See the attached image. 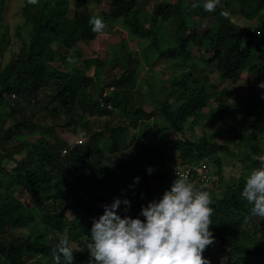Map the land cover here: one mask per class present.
I'll use <instances>...</instances> for the list:
<instances>
[{"label":"trees","instance_id":"trees-1","mask_svg":"<svg viewBox=\"0 0 264 264\" xmlns=\"http://www.w3.org/2000/svg\"><path fill=\"white\" fill-rule=\"evenodd\" d=\"M10 1L0 0V28L8 18ZM91 1L106 7V11L100 13L104 21L106 18L108 22L122 21L133 38H149L159 51L155 60L167 59L181 66L195 48L208 45L213 56L207 63L215 64L222 81L237 83L253 61H257V75L264 79V0H228L235 3L237 14L250 21L258 20L257 31L236 28L234 11L226 0H220V5L211 13L203 10V0H186L185 5L182 0L174 5L159 4L155 19L169 22L175 18L177 21L173 42H168L170 46L165 49L160 47L156 31L147 29L138 16L140 0ZM89 2L38 0L36 5H31L28 0H23L21 16L31 26L30 40H23L20 50L13 52L12 59L0 70V189L5 190L0 193V259L3 264H25L28 258L37 256H45L53 263L51 253L58 243L57 233H63L65 229L70 246L75 249L74 264H87L89 253L86 245L92 219L103 215L102 205L112 203L116 197L127 198L131 208L125 212L122 205L118 214L143 220L141 206L158 200L157 193L169 190L176 178L166 164L160 165L155 160L158 150L148 135L137 140L134 152L120 153L119 157L113 155L119 145L128 147L133 144L134 139L128 141L130 128H136L139 121L151 118V114L135 104L129 107L130 97L126 90L114 88L110 95L103 97L105 90L112 88L103 80L106 66L103 61L88 59L82 61V69H78L76 63L82 60L83 55L80 45L95 41L101 34L94 33L88 23L92 16ZM193 4L198 6L193 9ZM222 11L228 15L222 16ZM198 16L215 17L218 29L199 36L196 30L187 26L186 21ZM9 40L7 31L0 30V52L7 48ZM130 42L126 39L120 43L117 54L120 58L115 59L130 57L127 55ZM69 57L73 58V63L68 62ZM93 68L94 75L90 77L88 73ZM50 83L54 84L57 97L54 103H45V108L49 110L52 104L63 107L68 118L67 127L87 126V122H82V116L95 112L102 114L103 102L124 114L128 113L127 126L110 131L108 139L103 133H86L85 142L72 145L57 136L55 126L38 131L35 115L27 114L12 102L17 98L16 93L27 96L29 100L36 98ZM228 98V88L215 91L210 96L207 85H203L177 108L167 102L162 103L164 119L179 136L176 146L183 163L208 159L211 164L212 161L219 164L220 151L233 155L228 146L212 142L206 134L194 141L185 135V125L191 118L190 129L195 135L194 128L199 123L195 113L202 111L212 99L216 106L211 111L230 132H235L232 130L234 127L243 126L239 122L244 123V118L237 122V111L227 102ZM11 104L15 105L13 110ZM9 119L13 124L7 127ZM228 120L233 123H228ZM46 136H50L53 142ZM252 140L254 138L250 136L249 141ZM64 150L67 151L65 155ZM252 154L255 151L247 152L250 160ZM11 163L14 166L9 168ZM255 164L252 162L249 167H258ZM148 167L154 169L151 175L147 173ZM136 177L140 178L138 184H134ZM8 180L14 188H24L33 196L34 210L14 196L8 189ZM192 182L194 187L203 186L206 190L205 185ZM244 184L245 179L211 204L214 212L210 231L215 243L203 253L210 264H220L221 258L225 259V264H240L245 257L252 256L264 262V244L255 241L258 244L247 245L253 235H261L259 238L264 239V221L246 219L249 217V205L240 198ZM86 185L84 196L80 188ZM24 229L27 230L26 236L17 235L16 232Z\"/></svg>","mask_w":264,"mask_h":264},{"label":"rangeland","instance_id":"rangeland-1","mask_svg":"<svg viewBox=\"0 0 264 264\" xmlns=\"http://www.w3.org/2000/svg\"><path fill=\"white\" fill-rule=\"evenodd\" d=\"M179 1L181 0H140L137 7V14L141 17V21L147 29L155 30L158 37H160V47L162 49L170 46L168 42H173L177 21L175 18L169 22L155 19V10L159 4L174 5ZM185 1L182 0L183 5H185ZM89 3L95 5L94 9H90L92 15L100 16V13L106 11V7L103 5H96L91 0ZM228 4L234 11L233 21L236 28L242 31H257L258 20L250 21L245 19L235 12L236 5L234 2L228 1ZM22 6L23 0H11L8 18L0 28L1 32L7 31L10 38L7 48L0 52V70L12 59L13 52L20 50L22 41L29 42L30 40L31 26L21 16ZM186 21L187 26L196 30L199 36L204 35L206 32H215L218 29L215 17L198 16L188 18ZM104 23L106 27L95 41L80 45L83 55L82 60L76 63L78 69H82L80 63L88 59L97 58L103 61L106 63L103 80L106 84L112 86L111 90L106 89L105 91H109L107 93L110 95L114 88L126 90L130 97L129 107L135 104L151 114V118L145 117L144 120L139 121L136 128H130L128 141L131 142L134 139L133 144L128 147H125L126 144L119 145V148L113 154L115 157H119L120 153L130 154L134 152L137 140L143 135H148L157 147L158 154L155 160L160 165L162 163L166 164V167L170 169L171 166L181 163L180 151L176 146L179 136L164 119L162 103L167 102L173 108H177L193 91L203 85H207V93L210 96L215 94V91L228 88L229 98L227 102L235 107L237 122L244 118V123L243 121L239 122L243 126L234 127L235 129L232 128V130H235V132H230L225 123L211 111L216 106L213 99L202 111L195 113L199 122L194 128L195 135L192 134L190 129V121L193 118L185 125V135L191 140L194 141L206 134L212 142L218 143L220 146L226 145L232 151L233 155L227 151H220L218 153V157L221 159L220 163L216 164L212 161L211 164L216 180L211 184L205 185V189L210 195L211 204L216 203L215 198L222 197L228 189L237 187L241 180L246 178L252 170L249 167L252 162H256L257 164L255 165H258V161L248 158L247 152H252V150L255 153L264 152V98H262L264 89L258 88V84L264 79L259 78L255 71L257 61L251 63L237 83L222 81L215 64L207 63L213 56L208 50V45L195 48L189 59L184 61L181 66H177L178 64H174V61H168L167 59L155 60L159 51L155 49L151 40L149 38H133L130 30L122 21L108 22V18H106ZM126 39L131 41L127 51V55L130 57L125 58L123 56L122 59H115L120 58L117 57L120 49L118 46ZM109 59L114 60L111 62ZM88 75L90 77L94 75V68L89 71ZM195 78L196 81H194ZM53 87L54 84L50 83L43 88L36 98H32L35 102H32L31 98L29 100L27 96H20L17 93V98L12 102L15 105H19L27 114L35 115L36 125H39L37 130L40 132L44 127L55 126L57 136L72 145L80 144L82 141L85 142V137L81 140L77 136L78 129L84 130L87 135L103 133L105 138L108 139L110 131L118 127H125L129 122L128 113L124 114L119 109L114 108L113 105L109 107L102 101V114L95 112L94 114L82 116V122H87V126L79 125L77 127L73 125L67 127L68 118L65 116L66 110L63 107L52 104L49 110L45 108V103L50 101L54 103L57 97ZM97 97H100L99 93ZM15 105L11 104L12 110ZM230 122L233 123L228 120V123ZM12 124V120L9 119L7 127ZM250 136L254 140L249 141ZM46 138L53 142L50 136H46ZM30 140L34 141L35 139ZM21 156H24V154ZM21 156L18 155L17 157L20 158ZM13 166V163L8 165L9 168ZM87 188V185L84 188H80L84 196L87 193ZM8 189L11 190L15 197L23 201L27 207L33 208L34 199L28 191L20 187L18 189L14 188V184L9 180ZM4 191V189H0V193ZM68 214L70 215V213ZM16 233L20 236H26L27 230L24 229ZM259 237L256 235L251 236V240L248 241L247 245H254L257 242L264 244V239ZM0 264H3L1 259ZM25 264L53 263L45 256H37L33 259L28 258ZM220 264H225V259L221 258ZM240 264H264V262L252 256L250 258L245 257Z\"/></svg>","mask_w":264,"mask_h":264},{"label":"clouds","instance_id":"clouds-1","mask_svg":"<svg viewBox=\"0 0 264 264\" xmlns=\"http://www.w3.org/2000/svg\"><path fill=\"white\" fill-rule=\"evenodd\" d=\"M28 3L36 5L38 0H28ZM219 5L220 0H203L202 7L211 13ZM197 6L193 4L192 8ZM88 7L94 9L95 5L89 3ZM220 14L228 15L224 11ZM88 23L94 33L106 27L103 19L95 14ZM68 62L73 63V58L69 57ZM258 88L264 89V81ZM77 136L82 140L86 132L78 129ZM252 159L259 166L246 176L240 198L249 205L246 219L264 221V152L252 154ZM153 172L152 167L147 168L149 175ZM175 177L161 198L141 206L143 220L118 214L122 205L125 212L131 208L127 198L116 197L112 203L102 205L103 215L92 219L86 245L87 264H210L203 257L206 249L215 243L210 231L214 212L210 195L203 186L194 187L187 173L175 169ZM139 182L140 178L136 177L134 184ZM57 236L58 243L51 253L53 264H74L75 249L70 246L67 229Z\"/></svg>","mask_w":264,"mask_h":264},{"label":"built area","instance_id":"built-area-1","mask_svg":"<svg viewBox=\"0 0 264 264\" xmlns=\"http://www.w3.org/2000/svg\"><path fill=\"white\" fill-rule=\"evenodd\" d=\"M107 92H109V91H105V93L103 94L104 97L109 95ZM66 153H67V151L64 150L63 155H65ZM175 169L178 172L187 173L191 181H194V182L196 181V182L203 184V185L211 184L216 180V175L212 171L211 163L208 159L200 161L198 163H183V162H181L179 164H175V165L170 167V171L173 173L174 176H175ZM166 190H168V189H166ZM164 191L165 190L159 191L156 196L161 198Z\"/></svg>","mask_w":264,"mask_h":264}]
</instances>
